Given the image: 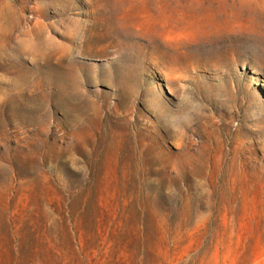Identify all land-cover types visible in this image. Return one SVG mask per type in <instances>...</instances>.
Returning a JSON list of instances; mask_svg holds the SVG:
<instances>
[{
	"label": "rangeland",
	"instance_id": "374dc122",
	"mask_svg": "<svg viewBox=\"0 0 264 264\" xmlns=\"http://www.w3.org/2000/svg\"><path fill=\"white\" fill-rule=\"evenodd\" d=\"M0 264H264V0H0Z\"/></svg>",
	"mask_w": 264,
	"mask_h": 264
}]
</instances>
